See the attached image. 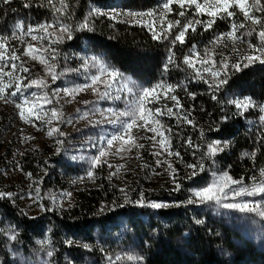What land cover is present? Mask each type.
<instances>
[{"label": "rangeland", "instance_id": "374dc122", "mask_svg": "<svg viewBox=\"0 0 264 264\" xmlns=\"http://www.w3.org/2000/svg\"><path fill=\"white\" fill-rule=\"evenodd\" d=\"M24 2L25 0H11V3L4 4L0 0V34L10 35L17 21L23 20L26 25L35 26L56 19L46 7L38 15L24 12L20 9ZM68 3L73 15L63 18L62 22L72 27L71 39L65 34L60 42L50 43L49 39L55 40L61 35L56 30L51 38L44 40L34 41L30 36H23L24 43L19 40L9 41L10 48L17 49V55H21L25 66L29 68L28 73H14L16 77H24L22 87L37 78L43 79L45 85L42 88L33 86L12 96L10 93L16 91L14 80L12 86L5 90L3 98H0V193L11 194L10 197H0V200L7 201L8 205L29 219H35L44 213L70 210L85 198L95 205L92 217L103 216L108 211L104 210L105 207H128V213L118 214L113 222L93 228L88 237L60 231V240L65 245L82 247L83 244H88L90 249L99 251L103 257H111L112 264H146L149 238L158 227L168 228L162 214H159L162 211L182 216L179 227L184 229L180 236L172 240L173 246L180 252L182 264H196L193 260L194 246L190 239V228H199L204 232L209 242L208 250L215 252L222 264H264L260 257V261L254 260L255 253H264V218L256 213H241L215 204L188 203L193 198L194 191L211 184L219 175L227 173L233 179L250 185L252 177H258L259 169L264 168V144L258 142L264 137V127L260 126L258 109H250L241 115L229 103L234 97H252L258 104L264 103L261 96L253 97L245 88L232 83L233 74L237 71L232 67L233 64L241 65L239 71L262 65L255 63L243 66L246 63L243 58L254 54L247 41L257 43L255 35L245 36L243 41L237 40L235 43L225 38L218 45H213L211 42L217 35L229 30V22L218 19L208 31H204L199 25L195 32L189 29L185 43L177 42L173 46L172 35L168 39H153L152 31L145 26L153 18L123 15L129 11L159 13L163 0H68ZM172 7L173 12L163 22L165 26L169 21L184 20L176 15L179 11L177 5ZM90 9L121 13L114 19L92 16L91 27L100 23L142 29L141 33L145 32L165 49L159 66L131 68L113 54L91 45L89 36L92 30H80L76 27L88 17ZM253 14L264 16V13ZM191 16L192 11L187 17ZM199 18L209 19L206 15ZM235 19L237 22L243 21L242 14H238ZM160 24L159 16L155 17L154 27L157 32L160 31ZM178 30L174 28L173 35ZM245 31L246 29L241 30L237 35ZM27 44H32L39 50L36 54L46 58L47 63L23 56ZM45 48L47 51H44ZM170 48L175 62L169 64L165 71L164 65ZM190 49L198 53L201 59L204 58L205 51L209 50V63L216 61L217 68L221 61L226 60L229 66L225 76L227 83L216 90L203 80L195 79L193 70L183 63V57L189 55ZM54 54L56 59L52 60ZM194 62L196 68L202 67L195 59ZM16 63L19 65L20 61ZM49 64L54 66L52 70L58 75L55 81L47 74ZM103 66L115 68L126 78L144 87H152L157 83L177 86L174 91L167 93L158 89L161 97L159 102L146 104L148 108H160L165 113L158 117L164 125L163 129L150 120L146 127L134 126L131 130L134 143L143 147H131L129 151L127 149L133 142L130 141L124 145V151L117 152L121 141L114 142L111 148L105 143L107 138L119 132L118 125L114 126L105 119L106 116L116 118L108 110H126L128 101L114 98L116 95H124L117 93L115 86L111 90L112 98H102L93 90L96 88L101 93L104 91L103 84L93 86L91 81L93 75L107 79L100 71ZM4 71L9 72L11 68L5 67ZM202 75L214 83L210 73L202 72ZM0 80L5 84L9 82L8 76L0 77ZM80 89L83 90L78 91ZM190 93L194 94V98ZM166 95L177 96L182 107H173L176 102L165 99ZM213 95L216 99L212 98ZM25 99L35 103L42 119L29 118L27 105L25 116L30 122L20 118L16 104L23 103ZM166 106L173 107L175 115L169 116ZM53 109L61 114L62 119L51 117ZM188 113L195 126L178 120L179 116ZM49 120L51 123L47 122ZM137 124H143V121L138 120ZM148 127L163 131L170 139L171 151L179 152V157L168 155V150L149 139L155 137L158 141L161 137L147 131ZM53 128H58L63 135L53 133L50 137L48 132ZM167 129H171V132L166 131ZM231 131L232 134H229ZM188 139H191L193 147L186 143ZM213 141L227 142L228 146L223 152L210 157L208 146ZM104 149L106 155L93 167L92 161ZM253 150L256 151L254 159L244 156V153H251ZM157 152L161 155H155ZM192 164H203V170L195 169L197 174L193 176L194 169L188 167ZM90 171L93 173L91 177L88 175ZM177 184L180 186L179 190H176ZM36 189H39L38 193ZM223 202L264 205V197L257 195L233 199L232 192L229 191L228 199ZM152 203H162L167 207L154 209L150 207ZM112 209L109 211H113ZM13 232L16 240H9L8 237ZM18 232L17 219L0 206V264L2 258L7 259L8 264H51V256L47 253L51 251L53 255L54 247L47 230L31 235L32 242L27 251L19 243ZM68 241H72V244L69 245ZM232 247L236 250L229 251ZM237 254L244 257L237 258Z\"/></svg>", "mask_w": 264, "mask_h": 264}, {"label": "snow or ice", "instance_id": "6c2138e0", "mask_svg": "<svg viewBox=\"0 0 264 264\" xmlns=\"http://www.w3.org/2000/svg\"><path fill=\"white\" fill-rule=\"evenodd\" d=\"M4 4L11 3V0H2ZM177 5L179 11L176 12V15L184 18L183 21L177 19L173 21H169L167 25L163 23L167 19V15L173 12L172 5ZM32 0H25L23 3L24 8L33 7ZM39 7H46L51 14L56 17V19L52 21H44L38 25L25 24L23 20L17 21L11 31L10 35L0 34V77L8 76L9 82L3 83L0 80V98H3L5 90L12 86V82L15 80V89L10 93L12 96H16L18 92H23L33 86L42 88L45 85V81L41 78L33 79L29 81L28 84L23 85L22 81L24 77H16L14 73L16 71H20L22 73H28L29 68L25 66V62L22 60L21 55H17V49L10 48L9 41L10 40H19L21 43H24L22 37L30 36L32 40H44L45 38H51L53 32L59 30L61 35L57 37L55 40L49 39L50 43H58L60 42L64 35H67L68 39L72 38V27L68 24L62 22L63 18L70 17L73 15L72 12L69 11L70 5L68 0H40L38 5ZM192 11L191 18L187 17V13ZM264 13V3L262 0H163V3L160 5V12H135L129 11L127 13H123V15L131 16L133 18H143L145 16L153 18L149 24L145 25L149 27L150 31L153 33V39H168L170 35L173 36L171 40V44L175 46L177 42L180 44L185 43L186 34L191 29L192 32H195L196 26L199 25L203 28L204 31H208L213 27L216 21L219 20H227L229 22V30L227 32L221 33L217 35L213 40V45H218L223 42L225 38L231 40L235 43L237 40L243 41L245 36L252 37L255 35L257 43H253L251 40H248V47L254 54L246 55L243 58V61L246 63L243 64L244 67H248L252 64L259 63L264 65V16L255 15L253 13ZM238 14H242L243 21L237 22L235 17ZM121 15L119 12L115 13H106L101 12L98 9H90L88 17H85L84 20L79 23L76 27L80 30H88L91 31V22L90 17L92 16H108L110 19H114L116 16ZM207 16L209 19L202 20L199 17ZM159 16L161 21L160 31L157 32L155 30V17ZM179 29L173 35V29ZM245 32L237 35L241 30H245ZM52 30V31H50ZM34 33H42V35H36ZM39 50L33 47L32 44H27L22 55L29 57L31 60H39L40 63H47L46 58H42L38 56L36 53ZM44 51H47L45 48ZM53 53H55V49H53ZM52 60L56 59V55H52ZM195 61L199 62L202 67L196 68ZM16 61H20V64L17 65ZM210 61V51L206 50L204 53V58H200L199 54L196 53L193 49H190L189 55L183 57V63L187 65L190 69L193 70V76L195 79L203 80L204 83L208 84L210 88H215L216 90L223 84L227 83V79L225 78L226 72L228 69V63L226 60H223L219 63L217 68L216 61ZM174 61V53L172 49H169V55L167 57V62L164 65V70H168V65L173 64ZM204 65H208V67H203ZM10 67L11 71L5 72L4 68ZM233 68L237 71L240 70L241 65L239 63L233 64ZM54 68L53 65H48V75H51L52 80L55 81L58 79V75L52 70ZM100 71L107 77V79H102L99 75H93L91 78L92 85H96L97 83L103 84L104 91L101 93L99 89L94 88L93 90L99 94L102 98H112V89L115 86L117 93H123V97L121 95H116L114 98L119 100L124 98L128 101V107L126 110H122L117 112L115 109H109L108 112L110 114H115V119H110L108 116L105 119L113 124L114 126H119V132L117 134H113L111 137L107 138L105 143L108 148H111L116 141H121V147L117 149V152H122L125 150L124 145L128 144L130 141H133V137L130 135L131 130L134 126L137 127H146L150 120L152 123L160 125V128L163 129L164 125L158 119L159 116L164 115L165 113L160 108H148L146 107L147 103L159 102L160 95L158 94V89L163 90L164 93L174 91L177 87L176 85H165L162 83H157L152 87H144L141 85H137L135 82L126 78L121 72L116 70L115 68H110L108 66L101 67ZM202 72H208L212 76L214 83L209 82L204 78ZM80 89L78 91H82ZM193 96L194 94H189ZM165 99H171L175 101L176 104L173 107L177 109L182 106L179 104V100L177 96H165ZM213 99H216V96L213 95ZM47 99V98H45ZM51 103V100H48ZM229 103L233 104L237 109L238 113L243 115L245 112L250 109H258L260 115L258 117L259 123L261 127H264V103H257L253 100L252 97H234ZM25 105H27V115L29 118L34 117L35 119H42V115L39 110H36L35 103L29 102L27 99L23 101V103H17L16 107L19 109V116L25 122H30L29 119H26L25 116ZM173 107H167L166 111L169 116L175 115L173 112ZM190 113L187 115H181L178 117V120H182L185 123L193 124V121L189 118ZM51 117L53 119H62L60 113L57 110L53 109L51 112ZM143 121V124L138 125L137 121ZM51 123V120L47 121ZM193 126H195L193 124ZM147 131H151L156 133L161 137L160 140L156 141L155 137H149L155 143L160 144V146L166 150H168V155H175L179 157V152L171 151V142L168 137L164 135L163 131H158L154 127H148ZM169 133L171 129H167ZM53 133H58L63 135L62 132L58 128H53L48 132V135L51 137ZM127 137V139H126ZM259 143L264 144V137L258 141ZM189 147H193L191 139L186 141ZM227 142L213 141L208 146V155L210 157L215 156L218 152H223L227 147ZM131 147H143V145H137L134 141L131 143V146L127 150H131ZM106 155V149L99 151L98 156L94 158L92 161V166L95 167L101 162V158ZM155 155H161L160 152L155 153ZM245 157L251 156V158H255L256 151L253 150L251 153H244ZM109 167H112L109 165ZM189 168L194 169L192 175L195 176L197 173L195 169L199 168L201 171L203 170V164H192L188 165ZM171 168V165H169ZM114 174V173H113ZM30 175V174H29ZM89 177L93 175L90 171L88 173ZM236 186V187H234ZM179 185H176V190H179ZM37 193L39 189H36ZM123 191V190H122ZM229 191L232 192L233 199L237 197L243 196H262L264 197V168L259 169L258 177L253 176L252 182L250 185H245L242 180H235L227 173L219 175L211 184L204 186L203 188L196 190L192 193L193 198L188 201L189 204L192 203H201V204H215L224 209L230 210H238L241 213H256L260 217L264 218V205H252L250 206L248 203H238L231 202L226 203L224 200L228 199ZM11 194L8 193H0V197H10ZM31 198V197H30ZM150 207L154 209H160L167 207V205L162 203H152ZM9 240H16V235L13 232L9 237ZM69 245L72 244V241H68ZM82 247L86 250H91L88 244H83ZM48 256H52V252L49 251L47 253ZM111 261V257L108 258ZM119 259V257H117Z\"/></svg>", "mask_w": 264, "mask_h": 264}, {"label": "trees", "instance_id": "16d2710c", "mask_svg": "<svg viewBox=\"0 0 264 264\" xmlns=\"http://www.w3.org/2000/svg\"><path fill=\"white\" fill-rule=\"evenodd\" d=\"M38 4L39 1L34 0L33 7L24 8L20 6V9L28 14L34 15L35 13V15H38L40 10L44 11V7L35 6ZM190 12L191 10L187 15ZM141 32L143 30L136 27L122 24H114L112 26L110 24L101 25L99 23L92 27L89 43L108 54H113L123 64H127L131 68L143 65L157 68L165 49L153 41L148 34ZM233 76V84L237 83L238 86L240 85V88H245L253 97L258 95L264 99V65H259L248 70L236 71ZM229 134H232V131ZM166 196L168 197L169 195ZM0 206L7 214L13 215L17 219L19 225V243L25 251L29 250L28 248L31 245V235L43 232V230L49 232L54 247L53 255L50 257L51 264H112L108 258L103 257L95 249L86 250L83 247L65 245L60 240V231L88 237V235L92 234L93 228L101 227L107 222H113L116 215L130 211L125 206L116 209L105 207L104 210L108 211L103 216L94 215L92 217L91 214L95 212L93 210L95 205L93 201L85 198L70 210L61 213H44L35 219H29L8 205L7 201L0 200ZM111 209L113 211H109ZM159 214H162V218L165 220L168 228L158 227L157 231L149 238L146 264H182L180 252L175 249L172 242L175 237L181 235L184 229V227H179L182 216L170 211H162ZM189 231L190 239L194 246L193 260L196 264H222L221 258L215 252L208 250L209 242L204 232L199 228H190ZM232 248L229 251L236 250L234 247ZM236 257L240 258L244 257V255L237 254ZM259 257L263 259L262 262L264 263V253H255L254 260H258ZM250 258L253 260L252 257ZM1 260V264H8L7 259L2 258Z\"/></svg>", "mask_w": 264, "mask_h": 264}]
</instances>
